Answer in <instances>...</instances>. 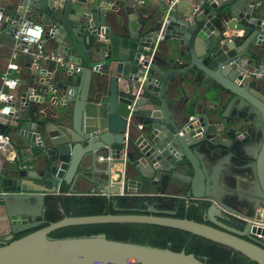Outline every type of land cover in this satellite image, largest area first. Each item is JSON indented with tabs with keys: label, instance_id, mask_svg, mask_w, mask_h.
<instances>
[{
	"label": "water",
	"instance_id": "95a60500",
	"mask_svg": "<svg viewBox=\"0 0 264 264\" xmlns=\"http://www.w3.org/2000/svg\"><path fill=\"white\" fill-rule=\"evenodd\" d=\"M138 1L0 0L15 19L28 5L45 23V47L63 59H36L21 43L16 59L26 62L30 79H19L12 99L0 102V132L21 156L9 160L0 151V264H209L185 247L102 232L50 235L70 225L124 222L187 232L264 264V239L250 234H264L253 222H264V88L246 73L245 59L264 63V0H203L201 12H172L162 37V8L151 14ZM15 26L0 21V63L11 57ZM200 98L207 112L191 114ZM220 170L252 181L246 208L217 192ZM97 189L112 212L48 220L55 195ZM180 195L202 220L177 215ZM123 196L144 198L145 207L118 213ZM165 197L172 204L149 201Z\"/></svg>",
	"mask_w": 264,
	"mask_h": 264
},
{
	"label": "trees",
	"instance_id": "16d2710c",
	"mask_svg": "<svg viewBox=\"0 0 264 264\" xmlns=\"http://www.w3.org/2000/svg\"><path fill=\"white\" fill-rule=\"evenodd\" d=\"M65 198L71 200L70 204H67L66 210L64 208L65 211L59 214L57 218H61L70 213L73 215H88L99 214L105 211L112 212L111 203L105 195L99 192L91 195L65 196ZM142 199L141 197L138 199L128 196L120 197L119 205L124 210L118 211V213L138 212L135 208L145 207ZM166 205H170V203L167 202ZM69 207L71 208L68 210ZM198 209L194 204L186 206L185 202L180 199L177 215L199 220V216L196 215ZM100 232L105 233L108 237L123 241L150 244L158 247L169 246L174 250H181L185 247L188 251H193L197 255L206 258L209 264H256L254 260L247 258L239 251H235L224 245L205 241L201 237L187 232L150 223L124 222L70 225L58 228L51 232L50 235L53 237H64L90 235ZM21 235L23 234L19 236Z\"/></svg>",
	"mask_w": 264,
	"mask_h": 264
},
{
	"label": "built area",
	"instance_id": "2783aa9c",
	"mask_svg": "<svg viewBox=\"0 0 264 264\" xmlns=\"http://www.w3.org/2000/svg\"><path fill=\"white\" fill-rule=\"evenodd\" d=\"M162 5V26L160 28V37L163 35L164 28L166 24L169 22V17L177 8V5L181 0H159ZM202 2L203 0H199L192 8L191 13L195 14L201 12L202 10ZM0 21L11 22L16 25L15 32L13 33L14 44L13 51L9 61L7 62L6 68L3 70L2 77V85L0 88V102L8 101L12 99V91L17 88L19 83L18 74L21 73V66L16 63V58L20 51L19 46L21 43H25L26 45H31L33 48L25 47L24 52H30L32 56L39 60H47V59H55L58 62H62V57L58 55H54L45 50V25L41 23V21L33 19L29 15V6L25 5L23 8V14L19 19H15L11 17V15L4 13L3 9L0 7ZM159 37V38H160ZM151 54V59L152 55ZM68 66L73 67L74 69H78V65H74L73 63H68ZM148 68V66H147ZM246 73L251 77L256 79L264 77V63L258 65H252L246 69ZM143 80V79H141ZM50 87L52 91H56L55 86L50 83ZM141 125H139L140 127ZM11 136L9 134L0 132V151L5 155L9 160H14L16 158L15 150L11 147ZM102 195H106L104 190L99 192ZM121 195H125L122 191ZM261 216V213L259 212ZM257 224H261L264 226V222H260V220L253 221ZM250 234L257 239H264V234L258 230L250 229Z\"/></svg>",
	"mask_w": 264,
	"mask_h": 264
},
{
	"label": "crops",
	"instance_id": "0c3cea01",
	"mask_svg": "<svg viewBox=\"0 0 264 264\" xmlns=\"http://www.w3.org/2000/svg\"><path fill=\"white\" fill-rule=\"evenodd\" d=\"M199 0H181L180 3L177 5V8L175 11H185V12H188L190 15H191V10L193 8V6L198 2ZM140 4H142L145 8L146 11H148L149 13H157L161 10L162 8V5L160 3L159 0H139L138 1ZM33 19H36V20H39L41 21V23H43L45 25V23L42 21V19H40L39 17L37 16H31ZM242 32V31H241ZM230 34H234L232 32H230ZM45 50L49 53H52L50 51V49L46 48L45 47ZM8 56H9V53H8ZM247 58V59H246ZM246 60H249V65L248 67H251L252 65H258V64H263L261 61H260V58L258 57H251V56H247L245 57ZM53 60V59H52ZM174 62L178 63V67H182L184 66V64H186L185 60L182 58V57H179V58H176L174 59ZM7 63V62H6ZM5 61H3L2 59V62L0 63V67H2V70L0 72V84L2 83V77H1V74H2V71L4 68H6V64ZM16 63L19 64V66L23 67L25 66L26 62L22 59H16ZM18 77L19 79L21 78H25L27 80L30 79V74L26 71H24L22 69V72L20 74H18ZM256 82L258 85L262 86L264 88V77L262 78H258L256 79ZM21 87V86H20ZM198 93H204V97H208L209 93L207 91L204 90L203 87L199 88L197 90ZM203 98H200L199 102H197V104L195 105V109L192 110L190 113L191 114H197L199 112H202V113H206L207 112V103L206 101L203 99ZM183 101H188V95H183L182 97ZM41 105V104H40ZM46 107L48 108L47 105H43L41 106L40 108V111L42 110H45ZM11 147L15 150V154L17 156V158H19L21 160V156L16 148L15 145H11ZM30 149L32 148H36L33 146H29ZM3 156V155H2ZM5 157V155H4ZM228 157V161H232L231 157L230 156H227ZM6 158V157H5ZM22 165H27L28 167H32L33 164L32 162H27V161H24L22 163ZM219 173L221 175L218 176V187H217V192L219 193H232L233 195H235L236 197V201H233L232 199L230 200V204L232 205H237L238 208H246V204L248 203V199L250 198L251 196V189H253L254 185H251L253 183L250 184V182L252 181H249V179L245 178V177H242V176H237L236 179L234 180H230V179H227L225 177L224 174H227L226 172H223L222 170L219 171ZM102 189H97L96 192H101ZM68 197L67 195H61V194H58V195H55V198L53 199L52 202H50L51 204H49V208H51V212L49 214V217H48V220H54V219H58L57 216L61 213H63L66 208H67V204L69 203L70 204V201L71 200H68L67 198ZM75 196V195H73ZM181 200L184 201V198L179 197ZM179 199V201H180ZM172 200L173 198L172 197H165V199H162L160 202H159V205L163 206L165 205L167 202H169L170 204H172ZM187 206V205H186ZM65 208V210H64ZM71 207L68 208V210L70 209ZM232 215L234 216H237L239 217V215L237 213L234 212V210L232 211L231 213ZM197 216H199V220H202L201 218V212L198 210L197 213H196ZM28 232L27 231H23V232H20L18 234H16L15 236H19L20 234H24ZM0 235H3V233H0ZM3 240V239H0V241Z\"/></svg>",
	"mask_w": 264,
	"mask_h": 264
},
{
	"label": "flooded vegetation",
	"instance_id": "af4514ba",
	"mask_svg": "<svg viewBox=\"0 0 264 264\" xmlns=\"http://www.w3.org/2000/svg\"><path fill=\"white\" fill-rule=\"evenodd\" d=\"M145 201H147L146 199H142V203H144ZM149 201H155V202H157V203H159L160 202V200H158V199H155V198H151V199H149ZM166 205V204H165Z\"/></svg>",
	"mask_w": 264,
	"mask_h": 264
}]
</instances>
